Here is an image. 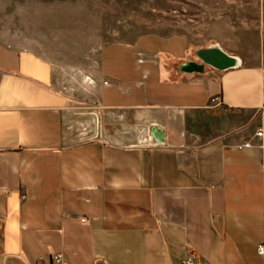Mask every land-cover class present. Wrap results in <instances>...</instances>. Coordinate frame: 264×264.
Returning <instances> with one entry per match:
<instances>
[{
    "label": "crops",
    "instance_id": "crops-1",
    "mask_svg": "<svg viewBox=\"0 0 264 264\" xmlns=\"http://www.w3.org/2000/svg\"><path fill=\"white\" fill-rule=\"evenodd\" d=\"M200 50L104 46L97 102L123 116L91 136L52 63L0 34V264H264V63L221 71Z\"/></svg>",
    "mask_w": 264,
    "mask_h": 264
},
{
    "label": "rangeland",
    "instance_id": "rangeland-1",
    "mask_svg": "<svg viewBox=\"0 0 264 264\" xmlns=\"http://www.w3.org/2000/svg\"><path fill=\"white\" fill-rule=\"evenodd\" d=\"M262 15V0H0V34L52 63L72 104V132L95 136L121 129L123 116L97 102L104 46L147 33L179 34L257 65L264 63Z\"/></svg>",
    "mask_w": 264,
    "mask_h": 264
},
{
    "label": "water",
    "instance_id": "water-1",
    "mask_svg": "<svg viewBox=\"0 0 264 264\" xmlns=\"http://www.w3.org/2000/svg\"><path fill=\"white\" fill-rule=\"evenodd\" d=\"M198 55L205 64L221 71L236 66L233 56L228 55L219 48L203 49L198 52ZM185 69L188 71H200L202 66L190 63Z\"/></svg>",
    "mask_w": 264,
    "mask_h": 264
},
{
    "label": "built area",
    "instance_id": "built-area-1",
    "mask_svg": "<svg viewBox=\"0 0 264 264\" xmlns=\"http://www.w3.org/2000/svg\"><path fill=\"white\" fill-rule=\"evenodd\" d=\"M263 135H264V131L262 129H259L256 132V134H255V136L256 137H259V138L263 137ZM243 146L244 147H250V143L249 142H246V143H244ZM257 252L260 255H264V244H261V245L258 246ZM183 264H194L193 258L192 257H188L185 261H183Z\"/></svg>",
    "mask_w": 264,
    "mask_h": 264
},
{
    "label": "bare ground",
    "instance_id": "bare-ground-1",
    "mask_svg": "<svg viewBox=\"0 0 264 264\" xmlns=\"http://www.w3.org/2000/svg\"><path fill=\"white\" fill-rule=\"evenodd\" d=\"M220 49V48H219ZM234 59H235V63H236V65H238L239 63H240V59L239 58H237V57H233Z\"/></svg>",
    "mask_w": 264,
    "mask_h": 264
}]
</instances>
